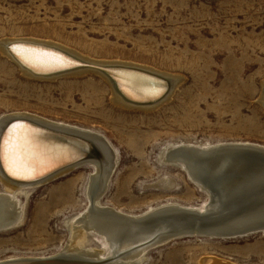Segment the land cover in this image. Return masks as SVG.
I'll use <instances>...</instances> for the list:
<instances>
[{
    "label": "rangeland",
    "instance_id": "374dc122",
    "mask_svg": "<svg viewBox=\"0 0 264 264\" xmlns=\"http://www.w3.org/2000/svg\"><path fill=\"white\" fill-rule=\"evenodd\" d=\"M21 37L177 77L171 96L157 107L127 108L112 103L108 85L96 75L31 78L0 51V116L25 112L96 130L109 140L116 164L100 199L104 205L134 215L168 202L203 206L206 192L179 165L161 159L183 143L264 146L258 103L264 0H0V40ZM94 172L83 163L17 192L22 218L0 228V260L70 249V223L87 208ZM88 247L100 249L103 242L87 233L82 248ZM120 258L103 264H134ZM216 259L264 264V231L243 237L177 235L148 246L135 264H215Z\"/></svg>",
    "mask_w": 264,
    "mask_h": 264
},
{
    "label": "bare ground",
    "instance_id": "6f19581e",
    "mask_svg": "<svg viewBox=\"0 0 264 264\" xmlns=\"http://www.w3.org/2000/svg\"><path fill=\"white\" fill-rule=\"evenodd\" d=\"M0 49L5 58L27 77L53 79L61 75L79 76L84 73L96 75L108 85L112 103L127 108L146 110L157 107L169 95L171 96L177 81L176 76L148 65L114 60H92L52 41L28 37L3 38L0 40ZM14 49L30 50L38 56L59 58V62L53 61L46 66L32 65L26 63ZM72 59L90 61L108 68L102 71L91 67L74 66L75 61ZM115 66L128 67V69ZM44 72L53 73L43 75ZM169 85L171 88L169 87L168 90ZM258 97V103L264 111V79L260 82ZM11 119L23 120L7 124ZM17 136L21 137L25 147L11 150L10 146L17 142ZM184 144L186 143H183L180 149H176L177 151H168L166 157L161 160L169 164L176 163L193 180L204 185L203 190L207 194L206 203L203 206H186L168 202L151 208L143 214L134 215L104 205L100 201L116 164L115 151L103 134L96 130L53 122L25 112H11L0 116V179L5 186V189L0 191V227L10 228L21 221L23 205L17 200L15 195L17 192L29 190L44 179L63 175L83 163L95 168V172L89 178L87 208L79 214L80 217L78 215L77 219L70 223L72 234L67 244L71 248L66 250L65 247L66 251L62 250L50 256L11 259L61 257L97 261L120 256L128 258L130 263L135 264L140 261L148 246L164 243L184 232L229 233L222 237H243L259 230L264 231V146L245 141L221 143L211 147ZM225 151L230 154L224 153ZM241 152L249 153L256 159H240L238 155ZM206 155H213L212 160L205 161ZM83 156L86 157L63 166L43 179L26 181L34 175ZM219 160V168L227 166L226 172L232 171L231 176L235 173L232 176L234 181L240 178L257 181L249 192V194L256 193L253 198L243 200L244 202L237 205L239 202L236 199L245 198L248 190L242 192L246 195L242 197L240 196L242 193L232 191L235 184L226 185L220 195L210 192L202 176L205 174V167L209 173L216 169ZM259 201L261 204L258 205ZM249 202L253 208L241 209ZM194 222L197 223L190 225ZM87 233L99 237L103 242V248H82V241ZM220 260L216 259L213 262L229 263Z\"/></svg>",
    "mask_w": 264,
    "mask_h": 264
},
{
    "label": "water",
    "instance_id": "95a60500",
    "mask_svg": "<svg viewBox=\"0 0 264 264\" xmlns=\"http://www.w3.org/2000/svg\"><path fill=\"white\" fill-rule=\"evenodd\" d=\"M8 47H9V45H8ZM72 60H74V59H72ZM74 61H75L74 66L91 67V68L99 69V70H102V71H106V68H108V66H105V65L103 66V65L96 64V63H93V62H90V61H83V60H77V59H75ZM115 67H120V66H115ZM120 68H127L128 69V67H120ZM52 73L53 72H47V73L44 72L43 75H48V74H52ZM17 120H23V119H13V120L11 119L7 124H9V123L12 124V123L16 122ZM7 126L3 129V131L7 128ZM224 153H226L228 155L230 154L228 151H225ZM212 156L213 155H206L205 156V161L206 160H208V161L209 160H212ZM85 157L86 156L80 157L78 159L76 158V160H72V161H69L67 163H64V164H62L60 166H57L55 168H51V169L47 170L46 172H43V173H41L39 175L38 174L37 175H34L33 178L27 179L26 181H28V180L29 181H36V180L43 179V178L51 175L52 173L56 172L57 170H59L63 166L68 165V164H71V163H74L75 161H78L80 159H84ZM238 157L240 159H256L254 156H251V154L244 153V152L239 153ZM221 160L223 161V160H226V159H221ZM205 161H204V163H205ZM219 164H220V160L218 161V165H217L216 169L211 170V172H209V173H208V169L205 167V170H204L205 174H203V176H202V180H203L205 186L211 190L210 192L211 193H214V194L220 195V194L223 193L222 192V188L225 189V186L226 185H228V184H235L233 186V190L232 191L240 192V193L243 192L244 193V191H247L248 190L247 191V196L246 195H243V193L240 195L242 197L246 196L245 198L240 199L242 201H240L239 199H236V201L239 202V203H237V205H239L240 202H244L243 200H248V198H253V196L256 193L252 192V193L249 194V192L251 191V188L254 186V184L257 181H253L252 179H241V178L234 181L232 176L235 173L231 176L232 171H227L226 172L225 170L227 169V166H224V167L219 168ZM190 179L199 188L205 189L204 188V185H201V184L197 183L192 178H190ZM233 181H234V183H233ZM211 196H213V195H211ZM235 198H237V197H235ZM259 204H261V201L258 202V205ZM246 207L253 208V206H252V204L250 202H249V204L247 206L241 207V209H245ZM197 219H198V217H197ZM215 220H217L216 216H215ZM199 221L200 222H204L202 220H199ZM195 223H197V222H194V223H192L190 225H194ZM2 227H5V226H1L0 228H2ZM222 235L223 236L224 235H229V233L184 232L181 236H178V237H184V236H200V237H217V238H219V237H222ZM113 259L118 260V259H123V258H120V256H118V257H115ZM113 259L106 258V259L97 260V261L96 260L90 261V260H78V259H64V258H61V257H58V258L54 257V258L34 259V260L19 259V258H16V260H14V259H11L10 258V259H6V260H0V264H103V263L109 262V261H111Z\"/></svg>",
    "mask_w": 264,
    "mask_h": 264
},
{
    "label": "snow or ice",
    "instance_id": "6c2138e0",
    "mask_svg": "<svg viewBox=\"0 0 264 264\" xmlns=\"http://www.w3.org/2000/svg\"><path fill=\"white\" fill-rule=\"evenodd\" d=\"M14 51L17 52L18 55H21V57L25 60L26 63L32 64V65H48L49 63H52L53 61L59 62V58L55 57H48L47 55L38 56L34 52H31L30 50H24V49H14ZM17 142L14 145H11V150L16 149H23L25 147L24 143L21 140L20 136L16 137Z\"/></svg>",
    "mask_w": 264,
    "mask_h": 264
}]
</instances>
